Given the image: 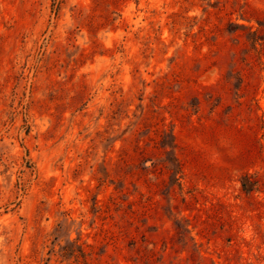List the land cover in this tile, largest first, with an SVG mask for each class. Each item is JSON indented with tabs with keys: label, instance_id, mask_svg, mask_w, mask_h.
<instances>
[{
	"label": "rangeland",
	"instance_id": "rangeland-1",
	"mask_svg": "<svg viewBox=\"0 0 264 264\" xmlns=\"http://www.w3.org/2000/svg\"><path fill=\"white\" fill-rule=\"evenodd\" d=\"M0 264H264V0H0Z\"/></svg>",
	"mask_w": 264,
	"mask_h": 264
},
{
	"label": "trees",
	"instance_id": "trees-1",
	"mask_svg": "<svg viewBox=\"0 0 264 264\" xmlns=\"http://www.w3.org/2000/svg\"><path fill=\"white\" fill-rule=\"evenodd\" d=\"M174 137V136H173ZM170 147H172V148H175L176 147V144L174 143V139H173V141L170 143V144H168ZM177 167V169H176V172L178 173L179 171H180V168H181V165L180 164H178V166H176ZM175 169V168H174ZM248 176V175H247ZM249 177V176H248ZM253 184H255L254 182H253ZM243 187L245 188V189H248V186H247V184L245 183V182H243ZM250 190H252V189H250Z\"/></svg>",
	"mask_w": 264,
	"mask_h": 264
}]
</instances>
